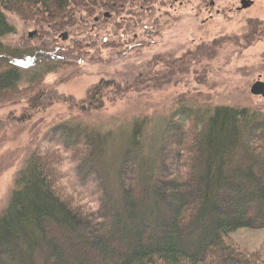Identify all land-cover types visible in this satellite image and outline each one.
<instances>
[{
    "label": "trees",
    "instance_id": "trees-1",
    "mask_svg": "<svg viewBox=\"0 0 264 264\" xmlns=\"http://www.w3.org/2000/svg\"><path fill=\"white\" fill-rule=\"evenodd\" d=\"M118 2L0 0V100L38 87L78 59L96 42L78 32L80 26L119 9ZM6 13L40 30L76 34L67 46L10 49L2 43L14 32ZM114 32L116 39L101 37L98 48L118 49L130 38L126 29ZM103 89H90L83 110L100 106L95 96ZM256 115L247 108L181 104L153 141L147 118L135 119L93 203L63 189L59 147L36 148L0 212V264H264L230 237L240 228H264V120ZM54 130L78 166L91 168L107 144L86 126L64 122Z\"/></svg>",
    "mask_w": 264,
    "mask_h": 264
},
{
    "label": "rangeland",
    "instance_id": "rangeland-1",
    "mask_svg": "<svg viewBox=\"0 0 264 264\" xmlns=\"http://www.w3.org/2000/svg\"><path fill=\"white\" fill-rule=\"evenodd\" d=\"M118 1L119 9L105 10L100 19L80 26L84 29L78 32L97 43L81 49L78 59L49 74L38 87L0 100V212L17 174L41 146L61 150L58 169L67 176L60 179L63 189H74L78 200L93 203L98 181L107 166L116 163L137 118H147L152 141L181 104L247 108L264 120V98L250 92L255 81L264 83V0H254L243 10L239 0ZM6 16L14 32L2 43L17 51L38 42L47 50L61 43L67 46L76 34L40 30L15 14ZM117 27L130 36L123 46L98 48L101 37L116 39ZM121 51L126 53L121 56ZM97 84L104 85L95 96L100 106L83 110L86 95ZM64 122L106 137L91 168L78 166L63 152L54 128ZM230 237L264 260V228H240Z\"/></svg>",
    "mask_w": 264,
    "mask_h": 264
},
{
    "label": "water",
    "instance_id": "water-1",
    "mask_svg": "<svg viewBox=\"0 0 264 264\" xmlns=\"http://www.w3.org/2000/svg\"><path fill=\"white\" fill-rule=\"evenodd\" d=\"M33 34L34 32H30L29 36ZM62 37L66 38V34L64 33ZM250 92L254 95H261L264 97V83L260 80L255 81L250 88Z\"/></svg>",
    "mask_w": 264,
    "mask_h": 264
},
{
    "label": "flooded vegetation",
    "instance_id": "flooded-vegetation-1",
    "mask_svg": "<svg viewBox=\"0 0 264 264\" xmlns=\"http://www.w3.org/2000/svg\"><path fill=\"white\" fill-rule=\"evenodd\" d=\"M173 2H176V0H173ZM214 2L213 1H210L209 2V5H213ZM239 8L240 9H248L250 8L253 4H254V0H239Z\"/></svg>",
    "mask_w": 264,
    "mask_h": 264
}]
</instances>
